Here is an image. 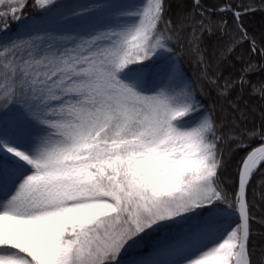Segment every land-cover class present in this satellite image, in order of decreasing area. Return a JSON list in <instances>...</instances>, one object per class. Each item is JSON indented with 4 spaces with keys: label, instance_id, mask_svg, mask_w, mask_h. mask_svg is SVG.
<instances>
[{
    "label": "snow or ice",
    "instance_id": "obj_1",
    "mask_svg": "<svg viewBox=\"0 0 264 264\" xmlns=\"http://www.w3.org/2000/svg\"><path fill=\"white\" fill-rule=\"evenodd\" d=\"M33 6L50 16L60 5ZM24 7L26 0H0V31L20 22ZM193 8L201 9L198 19L185 13L173 26L166 0L106 2L24 19L25 35L0 41V264H264L252 258L246 198L264 161V123L247 128L243 113L217 118L177 65L152 59L172 53L187 28L201 77L221 101L240 112L245 89L264 101V80H250L264 63L237 55L244 41L258 50L241 22L254 9L233 11L236 34L208 56L205 35H225L227 21H212L200 0ZM40 24L83 31L41 34ZM233 60L238 75H225ZM253 139L260 146L243 160L230 198L220 183L223 145ZM174 226H187L181 241L153 258L125 260Z\"/></svg>",
    "mask_w": 264,
    "mask_h": 264
},
{
    "label": "trees",
    "instance_id": "obj_2",
    "mask_svg": "<svg viewBox=\"0 0 264 264\" xmlns=\"http://www.w3.org/2000/svg\"><path fill=\"white\" fill-rule=\"evenodd\" d=\"M137 0H65L59 2L60 5L50 16H45L42 11L33 6V0H26L27 7H24L21 21L9 20L8 27L4 31H0V41H7L12 38L25 35L26 29L23 20H35L37 22L48 20L51 17L62 18L63 14L70 10L80 11L83 7H93L95 5L106 2H115L123 5H133ZM262 0H200L203 9H207V16H210L212 21L220 22L227 21L225 25L226 34L221 36L219 32L212 37L205 35L202 47L206 49V55L211 56L215 49H218L226 43L230 36L236 34V24L234 22L233 11H241L249 5L253 7V11H249L242 15L241 22L246 29L248 36L255 40L257 45V52L250 51L252 45L250 41H244L241 47L237 49V55H243L244 60H251L253 63L259 65L264 63V56L259 52L260 48H264V9H261ZM168 10L165 13L166 17L172 21L173 26L177 25L178 17L182 14L195 11L197 19L201 9L193 8V0H166ZM226 6H231L232 11L227 10ZM223 9V11H222ZM41 34L43 29L55 30L57 32L75 33L80 27L70 24L61 25H39ZM190 31L185 28L181 33V39L173 42V47L176 49L179 58L180 70L183 75L192 83L197 91V96L202 105H204L209 112L229 122L243 113L246 119L242 124L247 128H259L264 123V101L258 97L249 94V90L245 89L242 98L238 101L240 112H233L231 107L220 100L216 95L214 89L201 77L203 71L202 66L197 63L196 58L189 51L187 41L190 38ZM183 45V46H182ZM235 64V67H232ZM224 67L225 75L229 72L232 76L238 75V70L241 67L240 63L236 61L226 62ZM211 71V70H210ZM250 80L257 82L264 80V72H256L250 76ZM201 89L203 91H201ZM236 93L233 94V97ZM260 146L259 139L245 140L244 144L237 147L235 144L223 145L225 164L220 172L221 183L230 197L238 191L239 171L243 160L247 155ZM247 200L250 206V216L254 219L250 220V247L252 248V258L254 261H259L264 257V161L255 171L247 188ZM185 232L168 242L163 243L156 249L144 252L135 258L129 259H150L162 248L173 245L183 239Z\"/></svg>",
    "mask_w": 264,
    "mask_h": 264
},
{
    "label": "rangeland",
    "instance_id": "obj_3",
    "mask_svg": "<svg viewBox=\"0 0 264 264\" xmlns=\"http://www.w3.org/2000/svg\"><path fill=\"white\" fill-rule=\"evenodd\" d=\"M65 0H57V3L59 2H63ZM145 2V0H137L133 5H141ZM83 31L82 28H79L78 30H76V32H80ZM173 46V45H172ZM174 51L170 54H167L165 58H162L160 60H157L156 57H153V61H156V66L157 67H162L166 64H175L180 68V64H179V58H178V54L176 52V49L173 47ZM181 69V68H180ZM185 77V76H184ZM187 79V78H186ZM188 80V79H187ZM189 81V80H188ZM197 99L199 100L198 96ZM200 101V100H199ZM201 103V102H200ZM202 105V104H201ZM203 109H205L207 112L208 109L202 105ZM34 131V130H33ZM221 183V182H220ZM221 187L224 189L222 183H221ZM224 192L227 193L224 189ZM228 195V193H227ZM3 196V193L0 192V197ZM229 196V195H228ZM230 197V196H229ZM231 198V197H230ZM198 212L201 213L202 216H206L207 212L203 209H198ZM186 215H193L192 213H188ZM176 219H180L179 217H177ZM235 219V218H233ZM167 223H171L170 221ZM196 220H192L189 222L190 225H195ZM187 230V226H174L172 228L166 229V230H162L160 232H155L152 233L150 236H148L139 246L138 248L134 249L133 251L129 252L127 254V256L125 257V260H129L132 258L137 257L138 255H142L144 252H149L150 250L156 249L157 247H159L160 245H162L165 242L170 241L171 239L177 237L178 235L183 234L184 232H186ZM151 231V230H148ZM143 235V233L141 234Z\"/></svg>",
    "mask_w": 264,
    "mask_h": 264
},
{
    "label": "water",
    "instance_id": "obj_4",
    "mask_svg": "<svg viewBox=\"0 0 264 264\" xmlns=\"http://www.w3.org/2000/svg\"><path fill=\"white\" fill-rule=\"evenodd\" d=\"M262 162H263V161H262ZM262 162H260V164H261ZM260 164H258L257 167H258ZM255 170H256V169H254L253 173L255 172ZM252 175H253V174H252ZM251 178H252V177H251ZM250 180H251V179H250ZM249 182H250V181H249ZM248 184H249V183H248ZM247 187H248V185H247ZM246 198H247V189H246Z\"/></svg>",
    "mask_w": 264,
    "mask_h": 264
}]
</instances>
